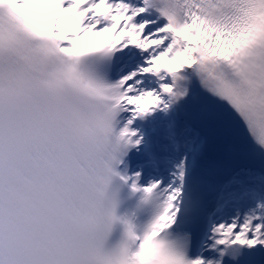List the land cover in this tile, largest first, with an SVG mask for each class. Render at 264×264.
Segmentation results:
<instances>
[{"label":"snow or ice","instance_id":"1","mask_svg":"<svg viewBox=\"0 0 264 264\" xmlns=\"http://www.w3.org/2000/svg\"><path fill=\"white\" fill-rule=\"evenodd\" d=\"M0 264H264V0H0Z\"/></svg>","mask_w":264,"mask_h":264}]
</instances>
